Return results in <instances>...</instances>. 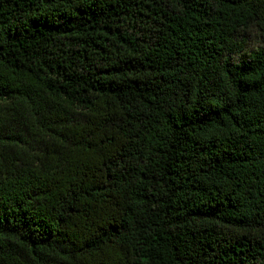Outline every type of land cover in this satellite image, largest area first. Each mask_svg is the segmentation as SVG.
I'll return each mask as SVG.
<instances>
[{
    "label": "trees",
    "instance_id": "trees-1",
    "mask_svg": "<svg viewBox=\"0 0 264 264\" xmlns=\"http://www.w3.org/2000/svg\"><path fill=\"white\" fill-rule=\"evenodd\" d=\"M0 264H264V0H0Z\"/></svg>",
    "mask_w": 264,
    "mask_h": 264
}]
</instances>
